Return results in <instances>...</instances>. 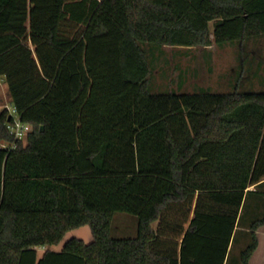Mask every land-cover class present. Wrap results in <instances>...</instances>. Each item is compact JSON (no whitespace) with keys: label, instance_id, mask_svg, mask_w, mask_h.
Returning a JSON list of instances; mask_svg holds the SVG:
<instances>
[{"label":"trees","instance_id":"obj_1","mask_svg":"<svg viewBox=\"0 0 264 264\" xmlns=\"http://www.w3.org/2000/svg\"><path fill=\"white\" fill-rule=\"evenodd\" d=\"M263 38L264 0H0V77L32 127L0 146V264H226L264 180V91L152 92L144 47ZM117 213L135 237L112 236Z\"/></svg>","mask_w":264,"mask_h":264},{"label":"rangeland","instance_id":"obj_2","mask_svg":"<svg viewBox=\"0 0 264 264\" xmlns=\"http://www.w3.org/2000/svg\"><path fill=\"white\" fill-rule=\"evenodd\" d=\"M215 23H210L211 30L214 29ZM144 49L147 51L151 66L149 87L152 92L194 93L209 90L231 93L237 88L264 91V38L250 41L246 44L244 53L238 43L222 47L213 44L208 48L151 46ZM4 109L10 114H17L14 112L6 81L0 77V114ZM31 131L32 127L29 133ZM28 134L21 140L24 146L27 145ZM0 146L8 148L17 145L0 142ZM259 194L248 198L238 226V234L244 233L254 220L264 216V197ZM137 227L136 216L117 213L112 221L111 234L115 238H133L137 235ZM74 237L90 242L92 240L90 228L86 226L68 232L60 246ZM242 246L244 243L231 251L229 264H241L240 250L245 248ZM57 247V245L53 247V250H60L61 247Z\"/></svg>","mask_w":264,"mask_h":264},{"label":"crops","instance_id":"obj_3","mask_svg":"<svg viewBox=\"0 0 264 264\" xmlns=\"http://www.w3.org/2000/svg\"><path fill=\"white\" fill-rule=\"evenodd\" d=\"M2 78L4 79V77H2ZM6 86H7V84H6ZM7 88H8V86H7ZM251 190H256V191L259 190V193H260L259 195L261 197H264V180L262 182H260V184L254 186V189H251ZM84 227H86V226H84ZM238 232H239V230H237V233L235 234V238L233 240V245L231 247V250H233L234 247H236V248L240 247L242 245V243H244V246H242V247H245L247 245V243H248V237H249L248 235L250 234V230L249 229H246L244 233L242 232V233H239V234H238ZM257 237H258V246H257V249L254 252L253 256L251 257V259L249 261V264H264V226H262L257 231ZM92 239H93V237H92ZM90 242H85V243L88 244ZM61 244L62 243H60V244L57 245L58 246L57 248L61 247L60 250H53V247H55V246H52V247H43L41 250H40L41 247L38 248L37 249L38 257L41 258L47 250H52V251H55V252H60L63 249V247H64V244L62 246H60ZM235 245H237V246H235ZM240 251H242V250H240ZM229 262H230V259H228V261H227L226 264H229Z\"/></svg>","mask_w":264,"mask_h":264},{"label":"built area","instance_id":"obj_4","mask_svg":"<svg viewBox=\"0 0 264 264\" xmlns=\"http://www.w3.org/2000/svg\"><path fill=\"white\" fill-rule=\"evenodd\" d=\"M14 112H16L15 109ZM9 118L13 119V122H8L7 128L10 131V134L14 136L15 143L17 141L23 140L24 137L29 133L31 126L29 124L23 123L17 114L14 115L12 113L9 115ZM8 148H15V147H8Z\"/></svg>","mask_w":264,"mask_h":264}]
</instances>
